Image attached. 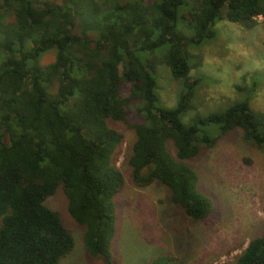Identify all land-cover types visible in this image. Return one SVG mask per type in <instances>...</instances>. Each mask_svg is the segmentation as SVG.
Instances as JSON below:
<instances>
[{
    "label": "trees",
    "instance_id": "trees-1",
    "mask_svg": "<svg viewBox=\"0 0 264 264\" xmlns=\"http://www.w3.org/2000/svg\"><path fill=\"white\" fill-rule=\"evenodd\" d=\"M222 9L245 29L264 18V0H0V264H59L72 250L73 235L45 204L59 187L85 227L84 249L112 263L113 196L124 179L117 165L123 134L109 120L127 122L131 114L133 185L158 180L187 216H209L212 200L187 160L219 135L199 125L215 124L220 135L240 128L264 147V112L251 106L253 88L222 111L181 120L204 78L189 75L187 47L214 37ZM50 50L54 60L41 64ZM162 63L182 81L173 107L157 104L154 74ZM174 261L158 255L140 264ZM232 264H264V237L250 238Z\"/></svg>",
    "mask_w": 264,
    "mask_h": 264
},
{
    "label": "rangeland",
    "instance_id": "rangeland-1",
    "mask_svg": "<svg viewBox=\"0 0 264 264\" xmlns=\"http://www.w3.org/2000/svg\"><path fill=\"white\" fill-rule=\"evenodd\" d=\"M122 1L125 0L106 3ZM257 21L253 28H242L228 21L222 9L213 26L214 37L187 47L189 75L204 78L194 89L193 108L181 115L183 123L188 124L197 112L205 115L224 110L245 99L251 88L252 108L264 112V18L258 16ZM184 33L190 35L191 31ZM54 58L55 51L50 50L40 62L45 65ZM154 77L157 104L175 106L182 81L173 79L164 63L157 65ZM134 105L135 102L131 106ZM135 120L132 114L127 122L109 120L123 134L117 165L124 179L122 189L113 196L111 264L147 263L158 255H171L178 260L169 264H232L250 238L264 237V147L245 140L240 128L220 135L215 124L199 125L201 133L219 136L211 148L187 160L197 174L199 191L212 200L209 216L195 220L170 200L169 189L158 180L143 188L133 185L126 155L135 140L131 128ZM167 142L175 154L171 141ZM45 204L59 213L74 238L72 250L59 264H104L100 257H93L84 249L85 227L68 212L60 187L47 197Z\"/></svg>",
    "mask_w": 264,
    "mask_h": 264
}]
</instances>
